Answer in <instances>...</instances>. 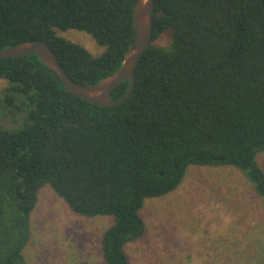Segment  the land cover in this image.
Masks as SVG:
<instances>
[{
  "label": "trees",
  "instance_id": "trees-1",
  "mask_svg": "<svg viewBox=\"0 0 264 264\" xmlns=\"http://www.w3.org/2000/svg\"><path fill=\"white\" fill-rule=\"evenodd\" d=\"M134 2L0 0V47L44 42L72 80L93 84L121 65ZM68 28L106 50L58 35ZM166 30L169 44H153ZM0 78V264H25L47 183L78 214L114 216L101 237L108 264H130L125 246L145 232L144 200L174 190L190 164L233 165L264 196V0H154L135 87L115 106L70 93L34 53L0 58Z\"/></svg>",
  "mask_w": 264,
  "mask_h": 264
},
{
  "label": "rangeland",
  "instance_id": "rangeland-1",
  "mask_svg": "<svg viewBox=\"0 0 264 264\" xmlns=\"http://www.w3.org/2000/svg\"><path fill=\"white\" fill-rule=\"evenodd\" d=\"M57 33L94 55L107 48L83 30ZM169 41L166 30L152 43L167 46ZM6 84L0 78V90ZM256 159L264 170V150ZM139 214L145 232L125 246L130 264H264V196L233 165L190 164L174 190L145 199ZM113 221L110 214L72 211L47 183L30 213L24 263L108 264L101 237Z\"/></svg>",
  "mask_w": 264,
  "mask_h": 264
},
{
  "label": "water",
  "instance_id": "water-1",
  "mask_svg": "<svg viewBox=\"0 0 264 264\" xmlns=\"http://www.w3.org/2000/svg\"><path fill=\"white\" fill-rule=\"evenodd\" d=\"M154 0H135L132 9L134 28L130 43L119 68L112 74L93 84H82L72 80L60 64L54 51L41 41H23L10 47H0V58L23 56L34 53L42 63L58 75L64 88L70 93L101 106H115L129 97L135 87V69L140 57L151 42ZM128 79V89L118 99H111L114 86Z\"/></svg>",
  "mask_w": 264,
  "mask_h": 264
},
{
  "label": "crops",
  "instance_id": "crops-1",
  "mask_svg": "<svg viewBox=\"0 0 264 264\" xmlns=\"http://www.w3.org/2000/svg\"><path fill=\"white\" fill-rule=\"evenodd\" d=\"M256 160H257V159H256ZM257 162H258V161H257ZM258 164H259V162H258ZM259 165H260V164H259ZM260 166H261V165H260ZM261 167H262V166H261ZM29 239H30V237H29ZM29 239H28V242H29ZM28 242H27V243H28ZM26 245H27V244H26ZM24 249H25V247H24ZM24 249H23V250H24ZM22 254H23V251H22ZM66 259H67V258H66ZM67 261H69V260L67 259Z\"/></svg>",
  "mask_w": 264,
  "mask_h": 264
}]
</instances>
